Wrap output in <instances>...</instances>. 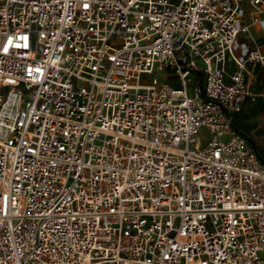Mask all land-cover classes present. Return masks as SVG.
<instances>
[{"label":"built area","instance_id":"built-area-1","mask_svg":"<svg viewBox=\"0 0 264 264\" xmlns=\"http://www.w3.org/2000/svg\"><path fill=\"white\" fill-rule=\"evenodd\" d=\"M255 69L264 0H0V264H264Z\"/></svg>","mask_w":264,"mask_h":264},{"label":"rangeland","instance_id":"rangeland-1","mask_svg":"<svg viewBox=\"0 0 264 264\" xmlns=\"http://www.w3.org/2000/svg\"><path fill=\"white\" fill-rule=\"evenodd\" d=\"M246 80L249 91L256 96H253V100L249 98L245 102L242 110L235 114V121L238 122L240 132L254 143L264 159V71H249ZM254 105L256 110L252 112L251 107Z\"/></svg>","mask_w":264,"mask_h":264},{"label":"trees","instance_id":"trees-1","mask_svg":"<svg viewBox=\"0 0 264 264\" xmlns=\"http://www.w3.org/2000/svg\"><path fill=\"white\" fill-rule=\"evenodd\" d=\"M258 100H261V99H258ZM258 102H259V101H258ZM262 102H263V101H262ZM255 110H256V107H255V105H254V107H253V106L251 107V111H252V112H255ZM238 113H239V112H238ZM238 113H237V114H238ZM237 114H236V115H237ZM236 115H234V118H233V127L235 128L236 131H238L239 133H241L240 130H239V128H238V126H237V123H238V122L235 121V116H236ZM241 134H242V133H241ZM259 155H260V154H259ZM260 158H262V157L260 156ZM262 160H264V159L262 158Z\"/></svg>","mask_w":264,"mask_h":264},{"label":"crops","instance_id":"crops-1","mask_svg":"<svg viewBox=\"0 0 264 264\" xmlns=\"http://www.w3.org/2000/svg\"><path fill=\"white\" fill-rule=\"evenodd\" d=\"M257 70V72H259V71H264V70H261V69H256Z\"/></svg>","mask_w":264,"mask_h":264}]
</instances>
